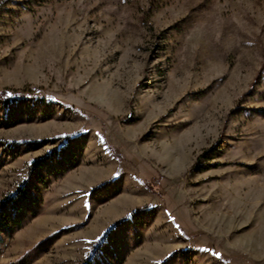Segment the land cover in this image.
Masks as SVG:
<instances>
[{
  "label": "rangeland",
  "instance_id": "1",
  "mask_svg": "<svg viewBox=\"0 0 264 264\" xmlns=\"http://www.w3.org/2000/svg\"><path fill=\"white\" fill-rule=\"evenodd\" d=\"M5 89L0 264H264V0H0Z\"/></svg>",
  "mask_w": 264,
  "mask_h": 264
},
{
  "label": "trees",
  "instance_id": "2",
  "mask_svg": "<svg viewBox=\"0 0 264 264\" xmlns=\"http://www.w3.org/2000/svg\"><path fill=\"white\" fill-rule=\"evenodd\" d=\"M17 94L13 93L11 94L10 93V90L8 89H5V90H0V102H4L6 100H10V101H14L16 98H17ZM152 188L155 192H158V189H159V183L157 180H154L153 184H152ZM131 214H126L125 216H123L122 218L118 219L112 226L115 227L116 225H118L119 223H121L122 221L126 220L127 218L130 217ZM108 234L106 233V236Z\"/></svg>",
  "mask_w": 264,
  "mask_h": 264
}]
</instances>
